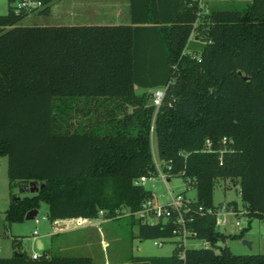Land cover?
I'll return each instance as SVG.
<instances>
[{"label": "trees", "instance_id": "1", "mask_svg": "<svg viewBox=\"0 0 264 264\" xmlns=\"http://www.w3.org/2000/svg\"><path fill=\"white\" fill-rule=\"evenodd\" d=\"M20 1L0 15V157L12 196L32 181L44 187L14 195L6 222L45 202L53 222L128 217L141 240L176 239L173 221L135 214L154 199L136 181L159 175L155 141L169 180L196 188L194 208L223 204H214L221 180L239 186L248 227L227 234L214 215L196 214L189 228L210 247L176 239L172 255L132 263L264 264V253L219 246L264 221V0H130V23L90 25H24L32 12L50 14L54 0L39 10ZM18 253L0 264H93L45 249L38 258Z\"/></svg>", "mask_w": 264, "mask_h": 264}, {"label": "rangeland", "instance_id": "2", "mask_svg": "<svg viewBox=\"0 0 264 264\" xmlns=\"http://www.w3.org/2000/svg\"><path fill=\"white\" fill-rule=\"evenodd\" d=\"M72 0H56L52 5V13L44 15L40 12H32L23 20L24 25H58L66 24L64 18V6ZM231 0L230 3H238ZM221 5V2L216 3ZM9 11L8 0H0V15ZM124 23V22H123ZM196 36L195 28L191 34L190 45L194 44ZM198 44V43H197ZM138 93L142 91L137 90ZM155 158L161 161L157 155L156 142L153 141ZM8 158L0 157V257H11L17 252H26L33 256L35 252H42L39 244L34 239L40 238L45 243V250L55 255L64 256H89L93 264H133L132 260L137 257L170 256L176 247V239L166 241L157 239L141 240L137 237L138 229L130 224L128 217L120 219H99L90 220L82 225L78 219L67 222L66 229H59L56 222L49 219L48 204L42 202L38 215L35 219L15 222L11 226L6 222V209L14 199V195L24 196L19 188L10 189L8 176ZM146 188L152 190L155 201L159 204H166L170 201L169 191L174 194L183 193L188 198L194 199L197 194L195 187L188 185L182 177H172L164 181L161 175L148 179ZM31 195V194H30ZM16 197V196H15ZM230 201H236L240 209H244V203L240 196V187L230 181L221 180L214 192V204L219 205ZM235 218L229 215L227 229H219L227 234L238 233L240 227L235 225ZM153 223L156 220H152ZM242 228L248 227V217H240ZM264 221L253 219L250 230L245 238L254 242V247L249 249L242 243V240L227 239L220 242L219 246H228L236 254L264 253ZM161 242H164L162 245ZM107 243V245H105ZM207 245L205 240L189 238L186 241L187 248H201Z\"/></svg>", "mask_w": 264, "mask_h": 264}, {"label": "built area", "instance_id": "3", "mask_svg": "<svg viewBox=\"0 0 264 264\" xmlns=\"http://www.w3.org/2000/svg\"><path fill=\"white\" fill-rule=\"evenodd\" d=\"M201 4L218 1V0H200ZM246 1V0H239ZM19 8H24L27 10H39L43 7L42 0H21L19 2ZM165 96L164 89H158L154 94V103L160 106ZM211 143H207V148L210 149ZM157 162L159 168V175H161L164 181H169L167 174L162 170L161 163ZM152 177L142 176L137 179L136 183L141 185H146L148 179ZM170 201L166 204H159L154 199H148L143 203L142 208L135 214L141 217L144 221L153 223L152 220L158 221H173L176 227L173 230V234L177 240L182 242V245L186 247V241L189 238H195V232L189 228V223L193 222L196 214H212L216 217V225L218 228L224 227L227 229L229 223V215H233L235 218V225L240 227V231L244 228L241 226L240 217L246 215L247 209H235L234 207L228 206L226 203L222 204L216 210L207 209L203 207L194 208L193 199L188 198L183 193L174 194V192L169 191ZM103 215L104 212L100 211ZM125 215H129L128 211L124 212ZM90 221L89 219H78V224L82 225ZM239 231V232H240ZM207 242V241H206ZM161 245L163 242L160 243ZM204 247H210V243ZM33 258H38L39 254H34Z\"/></svg>", "mask_w": 264, "mask_h": 264}, {"label": "crops", "instance_id": "4", "mask_svg": "<svg viewBox=\"0 0 264 264\" xmlns=\"http://www.w3.org/2000/svg\"><path fill=\"white\" fill-rule=\"evenodd\" d=\"M64 18L67 22L64 25L128 24L131 20L130 0H72L64 6ZM72 220H59L56 221V224L57 226L64 224V229H66L67 222ZM58 228L60 229L59 226ZM34 240L35 243L39 244V249H45L44 241L40 238ZM34 254L40 255L41 252H35ZM105 264L111 263L106 262Z\"/></svg>", "mask_w": 264, "mask_h": 264}, {"label": "water", "instance_id": "5", "mask_svg": "<svg viewBox=\"0 0 264 264\" xmlns=\"http://www.w3.org/2000/svg\"><path fill=\"white\" fill-rule=\"evenodd\" d=\"M44 187V184H39L37 181H32L29 185V187H24V188H21L20 189V192L21 193H37L40 189H42ZM20 196L16 197V199H19ZM38 212L39 210L38 209H33V210H30L26 216H25V220H32V219H35L36 216L38 215ZM61 229L65 228V225H58ZM242 243L247 246L249 249H252L253 248V242L247 238H243L242 239ZM16 254H19V255H22V253H16Z\"/></svg>", "mask_w": 264, "mask_h": 264}]
</instances>
